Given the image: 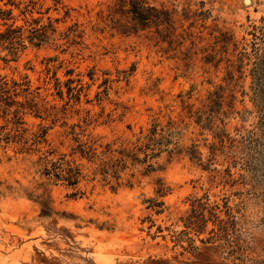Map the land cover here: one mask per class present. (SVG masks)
<instances>
[{
	"label": "rangeland",
	"instance_id": "1",
	"mask_svg": "<svg viewBox=\"0 0 264 264\" xmlns=\"http://www.w3.org/2000/svg\"><path fill=\"white\" fill-rule=\"evenodd\" d=\"M0 264H264V0H0Z\"/></svg>",
	"mask_w": 264,
	"mask_h": 264
},
{
	"label": "trees",
	"instance_id": "2",
	"mask_svg": "<svg viewBox=\"0 0 264 264\" xmlns=\"http://www.w3.org/2000/svg\"><path fill=\"white\" fill-rule=\"evenodd\" d=\"M136 19H138V18H136ZM217 220H218V222H219V231H220L221 233H224V232H225V226L223 225V224H224L223 221L220 220L219 217H217Z\"/></svg>",
	"mask_w": 264,
	"mask_h": 264
}]
</instances>
